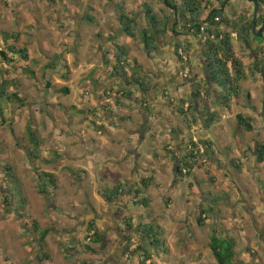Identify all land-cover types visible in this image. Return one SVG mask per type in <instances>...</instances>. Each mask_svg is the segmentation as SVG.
Segmentation results:
<instances>
[{"label": "crops", "instance_id": "obj_1", "mask_svg": "<svg viewBox=\"0 0 264 264\" xmlns=\"http://www.w3.org/2000/svg\"><path fill=\"white\" fill-rule=\"evenodd\" d=\"M6 1L9 5V9L7 10L8 12L4 11L3 14L8 15V17L2 14L0 20L2 22L8 18L12 22L11 27L13 28L14 26V28H17L20 37L17 42H4V36L12 35L14 31L13 29L11 31L5 30L9 28V25L5 27L3 26L5 23L0 22V26L3 27V30L0 32V52H7L11 47L28 51L27 61H21V58L18 56L13 58L16 62V66L11 68V70L13 69L16 72L10 73V77L12 76L10 80L15 81V83L9 87L8 93L15 91L19 92V98L22 100V91L19 88L20 86H18L20 85V78L23 76L30 79L31 84L27 82L26 85L31 87L34 86L39 92L38 99L35 103H43L42 105H44V111H41L39 118L42 116L43 118H49L52 122H55L54 124L51 123V126H55L53 128H56V132H59L61 135L62 132L66 134L62 135L63 137L57 138H59L63 144H66L67 150H62V153L60 152L59 154L56 153V156H54L55 159H61L62 157L69 159V164L79 167L86 173L88 172L90 176L94 174L92 170L94 167L93 165H101L98 167L100 168L101 174L99 172L96 179L97 183L99 182V184L105 185L104 188H101L103 191L109 184L107 177L104 176L105 172L108 175L119 173L122 177L128 176L127 179H131L129 176L133 174L138 176L139 183L144 179L140 176L141 174L148 176L147 178L154 176L155 184L158 185L154 169L147 168L148 165L151 164L150 162L154 159H159L156 155L157 153H143V148L147 143L150 147L151 145L156 146L159 143V140H157L153 142V144H150V141H152V138L155 136L156 132L154 130L157 124L153 120L155 119L154 116L149 113V111L154 112V115L157 114V109L154 111L150 109L155 104L161 106L159 109L164 107V109L167 110L165 107H169V114L176 120L175 129L179 128V132L177 133L178 138L173 139V145L175 149H182L180 156H183V149L190 147L189 144L191 140L188 138L189 136H185L190 133V130L187 124L185 125L186 129L183 127L181 128L180 122L182 121V123H184L182 120L184 117H180L179 115L177 102L178 99L187 100L190 97L192 98L195 95V88L200 85L203 86L204 81H206L205 60L201 54L202 38L196 39L193 36H181L175 40H171L168 46L161 45L160 53L149 55L145 52L144 45L140 41H137L138 39H132L122 34L123 28L119 23L118 14L114 7L118 0H84L85 4L82 8V15L85 16V9L89 8L90 15L96 19V23L99 24L98 29H94L88 36L84 35L82 31V29L85 30L86 28L81 27L80 23L82 21L79 19H81L82 16L81 14H77L79 10L74 0H56V6L54 5L55 3H53L56 12L54 14L55 22L53 26H49L48 24L49 13L46 11L43 14L39 12V9H41L39 6L41 0ZM125 1L127 2L126 8L129 16L138 17L140 22L146 23L145 10L148 6L147 4L150 3L146 0ZM206 1H208L210 5L204 12L203 20L207 19L211 10L222 9L223 4L226 2V0ZM171 2L181 5L179 0H171ZM112 8H114V10ZM70 9L74 10L72 11L75 13L73 16H69L67 12V10ZM38 12L43 15L42 19H38ZM260 16L264 18L263 13L259 14L253 0H229L224 8L222 22L220 21L218 23L219 25L216 26L217 33L219 31L232 33V30L229 29L224 22L226 20H228L230 24L245 20V24L247 25L260 18ZM70 24H73V28H68L69 30L64 32L63 28L65 27L67 29V25L69 26ZM139 31L137 32L138 34H140ZM255 31H257V33L249 40L251 44L245 47L242 46V43L238 42L237 34L232 33L235 53L243 62L247 73L254 62V53L256 49L264 47V34L261 35L259 33V28L256 27ZM179 32L183 34L181 30H179ZM47 36L49 37L46 38ZM178 40L187 41L186 43L191 48V59L193 61L195 74L194 76L189 75L187 69L184 78H181L179 82L176 83L175 77L180 67L175 51V44ZM114 46L117 48H125L128 52L130 63L135 64L138 62L141 64V71L143 73L154 77L153 92L146 100H144L143 95L136 90V87L132 89L134 94L133 99L128 97L123 91V86L125 85L129 88H131V86L126 85L119 76L117 78H111L106 82V76L112 77L113 63L107 64L105 59L106 56H108L110 60L111 58L113 59V55L109 53L111 50L113 52ZM56 58L60 60L55 68H51L50 64ZM75 62V70L72 69L70 74H67V68L73 66ZM38 68L43 70L44 77L52 75L59 78L57 82L59 84L58 88L54 85L55 83H53L52 80H48V77L45 79L36 78L39 82L33 79L32 76H37L35 69ZM71 72L74 74L72 75ZM131 74L132 73L129 72V76H131ZM80 75H83L81 80L78 79ZM187 76L189 78H186ZM2 80L1 78L0 83ZM65 89H68L70 94L65 95L61 92V90ZM214 90L217 92L218 87L215 86ZM243 90L251 94L254 107L245 109L240 99H234L230 113H234L236 118L239 115H244L246 118L250 119L255 128L254 132L245 131V137L243 138L239 135V132L236 134V131L232 130L230 132L231 138H228V130H226V128L215 131V137L209 134L206 135L208 131L203 130V139L210 140L213 143V148L216 152V165L210 168L208 174L205 172V169H196L193 177L188 179L187 187L189 188L191 185L192 179L197 188L200 189V187L203 188L202 181H208L211 177H215L216 179L219 178L221 181V177H224L225 174L229 175L228 183L233 184L238 190L239 201L241 202L240 205L246 208L251 204H249L250 201L248 200V196L247 194L244 195L239 184L241 185L243 183L242 180L247 179L249 175L254 180L259 179L260 182L264 181V165H259L256 162L257 143L264 145V78L261 75L256 77L247 76ZM163 95H171L173 99L168 102L163 99ZM149 97L155 98H153L152 101L149 100ZM175 98H177V101L174 100ZM99 100L101 104H99ZM25 103L26 100L24 99V104ZM205 103L204 100H200V102L196 103L195 112L197 114H199L200 109L202 111L204 110ZM27 105L30 104L28 103ZM14 107L15 105L11 106L10 109L11 117L16 114H14ZM54 107H56V111ZM144 108H147V110L149 109V111L146 112ZM187 109L188 104L185 107L186 112ZM50 110H53V112L51 111L52 113L58 111L56 118L49 112ZM17 113H20V109ZM226 116V113H223V120ZM258 117L262 119L259 125L253 121L254 118ZM17 118L18 117H15L16 120ZM46 122L47 121H44V123ZM196 129L198 128L193 127L191 133L195 134ZM171 131L172 130L169 132ZM196 135L197 134L192 137L193 142L198 141L195 137ZM219 143H222L221 146L226 144V148L219 147ZM154 149L155 148L151 147L150 151H154ZM172 149L173 148H170V150ZM249 149L252 150L251 153L253 156L249 155ZM221 150L226 151L222 152ZM65 151L67 152L66 154ZM170 156L169 162H171L173 166L171 173L175 182L174 186H177L176 189H178L180 181L176 170L178 163L173 155ZM227 163L229 165L241 164V170H234ZM69 168H66V170L68 171ZM255 168H260L262 171L258 173ZM248 169L251 171L250 174ZM70 170L75 171L72 168H70ZM222 170L225 174L222 173ZM233 172L236 175V180L231 176ZM119 183L120 182L115 185ZM101 189L99 190L100 192L102 191ZM99 191H97L96 194L99 195ZM95 192L96 188L91 198L96 199L98 202L99 200ZM90 194L91 193L88 192L86 197L89 198ZM132 194L118 200V205L120 207H124L125 209L128 207L127 211L124 212L125 214L123 213V215H121L123 216L121 222L124 224L125 219L130 218L126 217V213L129 211L132 199L134 198V194ZM188 194L191 193L188 191ZM204 198L207 199L205 195ZM101 200L102 204L107 208L105 214L110 220L109 215L115 208L108 207L102 198ZM208 201L211 204L213 203V201L210 202L211 200L209 199ZM99 205H101V202H99ZM174 205L175 201L171 204L169 210H172ZM183 207L185 210L184 213H186L187 208L186 206ZM139 208L140 207H138V209ZM89 210L93 214L100 213L99 208L98 210L96 208H89ZM259 210H264V206ZM168 212L170 211H167V214L170 215ZM72 216L75 217L77 215L75 214ZM119 221V219H116V223ZM110 222L113 224L111 220ZM141 223L149 224L145 221L142 222V220L140 221V224ZM95 224L98 223L96 222ZM133 224L138 223H135V220H133Z\"/></svg>", "mask_w": 264, "mask_h": 264}, {"label": "rangeland", "instance_id": "obj_2", "mask_svg": "<svg viewBox=\"0 0 264 264\" xmlns=\"http://www.w3.org/2000/svg\"><path fill=\"white\" fill-rule=\"evenodd\" d=\"M55 1L41 0L39 3L41 7L39 12L42 14L45 11L49 13V26H53L55 22L54 14L56 12L53 7ZM75 1L77 3V9L79 10L77 14H81L82 16L79 19L82 21L80 23L81 27L86 28V31L83 29L82 31L84 35L88 36L94 29H98L99 24L85 20V16L82 15V8L85 4L84 0ZM54 5L56 6V3ZM8 6L6 0H0V18L4 11L8 12ZM112 9L114 10V8ZM72 11L74 10H67L69 16L75 14ZM39 12L38 19H42L43 15L39 14ZM3 15L8 17L6 14ZM1 23H5L3 25L5 27L9 25V28L5 30L11 31L13 29V33H19L17 28H14V26L13 28L11 27L12 22L8 18ZM2 28L0 26V32L3 30ZM68 28H73V24L67 25V29L64 27V32H67L69 30ZM145 28L146 23L141 21L140 30L142 31ZM60 31L63 32L62 30ZM140 35L138 34L137 41H140ZM109 54L113 55L112 50ZM111 61V63H114V58H111ZM15 66V63H0V79H3L5 75L8 78H12V76L10 77V73H15L16 71L11 70V68ZM75 68L76 62L73 66L67 68V74H70V71L72 69L75 70ZM35 72L37 76L34 79L37 82L39 81L36 78L45 79L48 77V80H52L58 88L59 84L57 82L59 78L52 75L44 77L41 68L35 69ZM249 75L247 73V76ZM82 77L83 75H80L78 79L81 80ZM106 77V82L114 78L113 76ZM27 82L31 84L28 77L21 76L19 88L22 91V101L24 102V99L26 100V103H23L24 107L20 108L18 101L11 98L13 100L12 102L10 100L3 102V106L6 109V123L1 124L2 121L0 118V264H91L94 262L100 264H142L143 259L140 256L132 258L122 254V248L126 242L118 239L117 229L120 230L121 228L122 234L126 226L124 224H111L105 214L107 208L102 204L101 196L96 194L97 191L105 187V185L99 184V182L97 183L96 179L97 174L100 172V168L98 167L101 165L94 164L92 169L94 174L90 176L88 172L86 173L79 167L69 164V159L63 157L61 159H55L54 156H56V153L59 154L60 152L62 153V150H67L66 144H63L57 138L63 137L62 135L66 134L62 132L61 135L59 132H56V128H53L55 126H51V123L54 124L55 122H52L49 118H43V116L39 118L41 110L44 109V105H42L43 103H35L38 99L39 92L34 86H27ZM110 85L112 86L111 83ZM9 94L11 96L15 94L19 95V92L15 91ZM153 98L155 97H149V100ZM163 99L169 102L173 98L171 95H163ZM174 100L177 101V98ZM28 103L30 105H27ZM99 104H101V101ZM13 105H15L14 114L16 113L13 115L14 118L10 116V109ZM206 105L207 103L204 106ZM160 107L159 104H155L150 108L152 111L157 109L156 115H154V112H151L155 118L153 120L157 124V127L154 130L156 133L152 141H150V144H153L157 140H159V143L156 146L151 145L152 148L156 149L154 151H150L151 147L148 143L143 148V153L145 154L151 152L157 153L156 155L159 159H154L147 168L154 169L158 185L156 184V186L151 187L147 190L148 192L146 191L144 193V196L138 199L148 198L150 203L147 208L140 207L138 209V207L131 206L126 213V217H130L132 220H135V223H138L133 224L132 234L141 225V220L142 222L145 221L146 223L154 224L156 227H161L164 233V238L161 240L164 245L160 249L161 256H156L153 251H149L154 255L151 264H218L210 249L211 236L215 233L219 237L226 234V236L235 240L236 252L238 254L237 260L240 264H264V210H259L264 206V181L262 180L263 182H260L259 179L254 180L249 175L247 179L242 180L243 183L241 185L239 184L242 192L244 195L247 194L248 200L250 201L249 204L251 205H248V207H255V210L251 212H248L247 207L245 208L243 205H240L238 190L233 184L228 183L229 175H226L223 170L222 173L225 176L221 177V181L219 178L211 177L208 181H202L203 185L200 182L203 188L200 187L199 189L193 179L191 182L192 188L187 187L188 179L186 182L180 180L179 184L177 183L178 189H176L177 186H174L175 182L171 173L173 166L169 162L171 153L175 151L173 139L178 138L175 134L176 120L169 114L168 110H165L164 107L159 109ZM19 109L20 113H17ZM54 110L56 111V107H54ZM144 110L146 112L148 111L147 108H144ZM51 111L53 112V110L49 112ZM57 113L58 111L52 113L53 117L56 118ZM224 113L227 115L224 120L222 118L220 122H217L211 131L208 130L206 135L209 134L215 137V131L226 128L228 130V138H231L230 132L232 130L236 131V134L239 132V135L244 138L245 130L238 127L236 115L230 113V111ZM15 117H18L17 120ZM29 118L32 119V123L39 131L42 140V157L39 160L29 157L31 144L26 137V125H28ZM261 120L258 117L254 118L253 121L259 125ZM44 121L47 122L44 123ZM183 122H180L181 128L186 129L185 120ZM196 127L198 129L195 130V134H197L195 137L199 140L203 137L204 129L200 124ZM168 130L172 131L169 132ZM195 134L190 131L185 136H189L188 138L191 140ZM218 145L221 148H226V144L221 146L222 143H219ZM170 148L173 149L170 150ZM221 151L224 152L226 150ZM251 151V149L248 151L250 152V156L252 155ZM7 165L12 166L14 169L13 173L18 179L21 190V193L17 191L13 192V205L19 208L17 212H11L4 202V190L9 189L10 186L7 179L4 178V168ZM213 165H216L215 159L213 162H209L208 166H205L203 169H205V172H210V168ZM67 166L75 171H71ZM229 166L234 170L236 169L234 165ZM66 168H69L68 171ZM37 171L41 174L49 173L53 175L58 187L56 196L52 188H49L47 198L39 194ZM256 171L259 173L262 169L259 168ZM248 172L250 174V169H248ZM104 176L109 181L108 187L105 189L106 191L113 188L118 182H120L119 184L127 183L130 185L133 184V186H139L138 176L133 174L129 176L131 179H127L128 176L122 177L119 173L108 175L105 172ZM140 176L144 179L148 177L144 174ZM231 176L236 180L234 172ZM95 188L98 202L96 199L91 198L93 197ZM188 191L191 194H188ZM88 192L91 193L89 198L86 197ZM204 195L207 199L204 198ZM208 199L211 200L210 202L213 201L215 203H209ZM174 201V208L169 210ZM99 202H101V205H99ZM183 206L187 208L186 213H184ZM206 207H212L213 211L206 218L205 225L200 227L197 224L198 209ZM89 208H96L97 210L99 208V214L103 215L97 217L91 213ZM167 211H170L168 212L170 215L167 214ZM75 214L77 216L73 217L72 215ZM81 221H83V224H81ZM92 221L98 223L96 224V228L100 235L105 238L107 248L104 251L101 249L100 244H94L89 239L88 223ZM34 222L37 223L41 230L49 231V236L46 239V245L43 249L40 247L41 234L33 227ZM134 243L136 247L138 241L134 239ZM162 249L168 250V253H164ZM106 255L115 262L112 259L109 262L104 260V256ZM114 255L118 260L117 258L114 259ZM147 264L150 263L148 262Z\"/></svg>", "mask_w": 264, "mask_h": 264}, {"label": "trees", "instance_id": "obj_3", "mask_svg": "<svg viewBox=\"0 0 264 264\" xmlns=\"http://www.w3.org/2000/svg\"><path fill=\"white\" fill-rule=\"evenodd\" d=\"M148 3L145 16H146V28L140 31V42L145 47V52L149 55L158 54L161 52V45L168 46L171 40H175L181 36L188 37L193 36L196 39H201V29L206 27V35L208 40L206 42L201 41L202 49L201 54L205 60V75L206 81H204L203 86H198L195 88V95L187 100H178L179 115L184 117V120L191 131L193 127L201 125L205 130H211L217 122H220L223 118V113L230 111L232 108L233 100L240 99L243 102L245 109H250L254 107L252 96L249 92L243 90L245 80L247 79V70L243 62L238 58L235 53L233 45L232 33L237 34L238 42L242 43V46H249L254 35L257 33L255 27L259 28L260 34H264V18H260L252 21L251 24H245V20L235 22L230 24L228 20L224 21L232 33H226L219 31L217 33L216 26L219 25L216 19L219 18L222 22V17L224 15V8L226 7L229 0L223 4L222 9H213L210 11L206 20H203L204 12L207 10L210 3L206 0H179L181 5L171 2V0H146ZM257 6L259 14L263 13L264 16V0H253ZM127 2L125 0H118L115 4V11L118 14V20L123 28V35H127L132 39H138V31L140 30V20L138 17H130L127 13ZM85 20L91 23H96L90 15L89 8L85 9ZM179 30L183 34H180ZM212 36L214 40L211 39ZM20 35L18 33H13L12 35H5L4 42L14 41L17 42ZM187 41L178 40L175 44V51L177 58L180 63V67L177 71L175 77V82L179 80L186 74L188 69V74L194 76L195 70L193 69V61L191 59V48L186 43ZM15 56L21 58V61L28 60L27 50H18L16 47H11L7 52H0V63L10 62L11 64L16 63L13 59ZM113 70L112 76L117 78L118 76L123 79L126 85L131 86V88L126 87L124 84V93L133 99L132 89L136 87V90L143 95L144 100L147 99L149 95L152 94L154 89V77L143 73L141 71V64L136 62L135 64L130 63V58L128 52L125 48L115 47L113 49ZM254 62L248 69L249 76L256 77L261 75L264 78V47H259L254 53ZM59 58L53 60L50 64L51 68H55L59 62ZM107 64H111V60L106 56ZM14 68V67H13ZM131 72V76H129ZM1 73V71H0ZM33 74V73H32ZM34 75V74H33ZM34 79L35 76H32ZM186 78H189L188 76ZM15 81L10 80L8 76H4L2 82L0 83V118L1 124L6 123V109L3 106V102L14 98L18 101L19 107H24L23 101L19 98L18 94L11 96L8 93L9 87L13 85ZM19 84V83H18ZM19 86V85H18ZM218 87V91L214 90V87ZM65 95L70 94L68 89L61 90ZM204 100L207 105L204 110L200 109L199 114L195 112L196 103ZM188 104L187 112L185 107ZM44 111V109H43ZM149 111V109H148ZM149 113H151L149 111ZM238 127L244 129L247 132H254L255 128L250 119L246 118L244 115H239L237 117ZM179 132V128H176L175 134ZM26 137L31 144V149L29 151V157L35 160H39L42 157L41 145L42 140L40 138L39 131L34 127L32 119H28V125L26 130ZM191 139L190 147L186 148L183 156H180L182 149H175L171 155L177 160L176 170L178 173V179L186 181L193 177L194 171L196 169H203L208 166L209 162H213L216 159V152L213 148V143L210 140H205L203 137L197 142ZM256 161L259 165H264V145L257 143L256 149ZM235 164V163H234ZM234 167L237 170H241V164H235ZM14 169L12 166L7 165L4 168V178L7 179L9 183V189L4 190V202L9 207L11 212H17L18 207L13 205V192L21 193L19 182L16 175L13 173ZM38 172V171H37ZM209 171H207V174ZM39 194L47 198L49 195V188L52 190L58 189L56 181L53 175L49 173H37ZM154 176L142 179L139 186H134V205L136 207L147 208L149 206V199L143 198L144 193L151 187L155 186ZM13 187V188H11ZM130 184H118L115 187L104 190L103 199L108 203H116L118 200L124 196H128L130 191ZM192 188V184L189 186ZM106 191V192H105ZM122 210L119 209L118 213ZM213 211L212 207L199 208L197 214V224L203 227L206 223V218L210 216ZM127 228L132 229L133 220L130 218L125 219V224ZM33 227L37 232H40V247L43 249L46 245V239L49 236L48 230H41L37 223L34 222ZM97 225L95 222H91L88 227V233L90 235L89 239L94 244H100L101 249L104 251L107 248L105 238L102 237L97 230ZM122 231V229L120 228ZM136 234L130 235L128 241L122 248V254L127 257L140 256L143 259L142 264H151L154 255L161 256L160 249L164 247L162 243V238H164V233L161 227L154 226V224H143L135 230ZM136 237V238H135ZM134 239L138 241L135 247ZM163 245V246H162ZM133 247H135L134 250ZM210 249L218 264H240L237 260L238 254L236 252V242L233 238H230L224 234V236L219 237L216 233L211 236ZM91 250V249H90ZM164 253H168V250L162 249ZM151 251V252H149ZM47 257V256H46ZM48 258V257H47Z\"/></svg>", "mask_w": 264, "mask_h": 264}, {"label": "flooded vegetation", "instance_id": "obj_4", "mask_svg": "<svg viewBox=\"0 0 264 264\" xmlns=\"http://www.w3.org/2000/svg\"><path fill=\"white\" fill-rule=\"evenodd\" d=\"M167 110L169 109V107L168 106H166L165 107ZM41 111H43V109L41 110ZM183 120H184V118H183ZM85 147V146H84ZM86 151V150H85ZM116 186V185H115ZM114 186V187H115ZM131 187H130V191H129V194H128V196L129 195H131L132 194V190H133V188H134V186H133V184L132 185H130ZM53 192H54V195L56 196L57 195V193H58V189H53ZM103 192L104 191H102V192H100V196H101V198L103 199ZM104 200V199H103ZM133 200H136V199H132V204H131V206H135L134 205V202H133ZM54 201V200H53ZM105 201V200H104ZM105 203L107 204V206L108 207H110V208H115V210L113 209V211L110 213V215H109V218H110V220L113 222V224H124L123 222H121L122 221V217L123 216H121V215H123V213L125 212V211H127V209H128V207L125 209L124 207H120L119 205H118V202H116V203H108L107 201H105ZM214 203V202H213ZM217 204V203H216ZM218 209H219V207H217ZM216 208V209H217ZM248 208V212H251L252 210H255V207L253 206V207H247ZM119 209H121L122 211L120 212V213H118V210ZM217 209V210H218ZM95 215L97 216V217H100V215L99 214H97V213H95ZM116 219H119L120 221L118 222V223H116ZM80 224V223H79ZM81 224H83V221H81ZM132 232V229H129V228H124L123 229V232H122V234H121V230H119V229H117V236H118V239H120V240H123L124 242H127L128 241V239H129V237H130V235L132 234L131 233ZM135 232V231H134ZM133 234H135V233H133ZM112 256V255H111ZM115 258H117V257H115V255H114V259ZM112 258H108V255H106V256H104V260H106L107 262H109L110 260H111ZM113 260V259H112ZM111 260V261H112ZM117 260H118V258H117ZM113 262H115L114 260H113ZM89 264V263H88ZM91 264H100V263H98V262H94V263H91Z\"/></svg>", "mask_w": 264, "mask_h": 264}, {"label": "built area", "instance_id": "obj_5", "mask_svg": "<svg viewBox=\"0 0 264 264\" xmlns=\"http://www.w3.org/2000/svg\"><path fill=\"white\" fill-rule=\"evenodd\" d=\"M216 22L217 23L220 22V19L217 18L216 19ZM214 37L215 36H212L211 39L214 40ZM201 38H202V41L203 42H206L209 39L208 36L206 35V27H204V28L201 29Z\"/></svg>", "mask_w": 264, "mask_h": 264}]
</instances>
